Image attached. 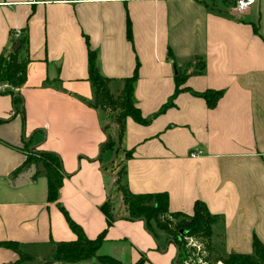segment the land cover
<instances>
[{"label":"crops","instance_id":"obj_1","mask_svg":"<svg viewBox=\"0 0 264 264\" xmlns=\"http://www.w3.org/2000/svg\"><path fill=\"white\" fill-rule=\"evenodd\" d=\"M233 5L0 0V55L24 31L19 55L28 59L18 90L23 117L14 114L12 96L0 85V264L19 257L1 245L8 242L33 256L22 264H68L53 261L56 243L77 239L60 206L87 238L105 231L97 255L122 264H181L166 234L155 229V237L143 220L120 214L107 226L100 205L121 168L132 194L166 193L171 212L191 215L195 202H204L218 217L214 254H251L254 238L264 244V0L242 12ZM89 49L113 97L138 65L132 98L146 122L127 117L114 150L106 146L116 135L109 114L88 104L94 92ZM176 76L189 90L175 93ZM209 89L221 91L211 107L198 95ZM26 145L59 156L57 201L47 200L41 164L13 174L27 158Z\"/></svg>","mask_w":264,"mask_h":264},{"label":"trees","instance_id":"obj_2","mask_svg":"<svg viewBox=\"0 0 264 264\" xmlns=\"http://www.w3.org/2000/svg\"><path fill=\"white\" fill-rule=\"evenodd\" d=\"M127 37L131 40L130 22L127 20ZM20 37L14 40L13 43L21 40V44L16 52L9 50L0 55V85L7 84L2 92H7L12 96V106L14 107V114L24 116V106L21 93L18 92L19 87L25 82L26 68L28 59L19 55L21 47L27 41V34L23 31ZM170 57L171 55L168 54ZM88 75L89 81L92 85L93 100L88 102L91 107L100 108V110L109 114L116 135L109 139L106 144L107 147L113 150L122 142L124 135V124L127 117H131L135 122L145 123L146 120L141 117L138 107L133 102V85L138 77V65H136L133 76L124 80L123 89L119 96L113 97L109 89V79L104 78L99 74L95 65L94 51H88ZM203 69V62H200L199 71ZM176 76L175 93L180 90H189L180 88V82ZM208 107L213 106L221 91L209 89L205 92L199 93ZM40 152V151H39ZM40 157L36 158L34 162L41 164L43 167V174L47 178V200L49 202L57 201L59 196V189L62 185V163L57 154L53 152H40ZM128 156L129 153H126ZM32 160L26 158L22 163V167L13 174L18 173L22 168L28 166ZM38 173V172H37ZM34 174V178L37 176ZM123 168L116 172L117 179L115 180L110 198L100 205V209L107 220V226H111L114 218L120 214L132 220H143L146 230L156 237L155 229L164 232L167 236V241L173 243L177 247L176 261L179 262V257L182 252L188 251L186 243L188 239H193L201 246L200 256L203 261L208 264H264V244L254 238L252 240L253 252L251 254L229 253V255L222 256L214 254L212 246L213 231L212 227L218 220V217L212 216L207 206L202 201H196L193 206L191 215L182 214L179 212H171L168 209V196L166 193L154 194H132L123 184ZM115 197V198H113ZM121 199L120 210L115 212V204ZM65 220L68 221L70 229L76 234L77 239L68 242H59L54 245L53 261L62 263H78L95 259L100 264H122L117 259L105 255H97L98 248L102 244L105 235L102 231L97 238L89 239L84 235L81 227L73 221L63 207H61ZM181 231L185 232L184 234ZM8 248L15 249L18 252V259L10 264H22L25 261L33 260V256L27 253L20 252L18 245L15 242H8L1 244ZM141 261L135 264H141Z\"/></svg>","mask_w":264,"mask_h":264},{"label":"rangeland","instance_id":"obj_3","mask_svg":"<svg viewBox=\"0 0 264 264\" xmlns=\"http://www.w3.org/2000/svg\"><path fill=\"white\" fill-rule=\"evenodd\" d=\"M25 150L27 152V158H29V160H32V162H34V160L36 158H39V151L33 149V148H29L27 145L25 146ZM117 179V177H116ZM121 204V201H118ZM188 248L187 253L186 252H182L181 256L179 257V262L181 264H185L186 261L189 262V264H200L199 258L196 257L195 253H196V249L193 248V246H186ZM194 250V251H193Z\"/></svg>","mask_w":264,"mask_h":264},{"label":"built area","instance_id":"obj_4","mask_svg":"<svg viewBox=\"0 0 264 264\" xmlns=\"http://www.w3.org/2000/svg\"><path fill=\"white\" fill-rule=\"evenodd\" d=\"M253 2H254V0H234V5L232 6V9L235 12H242L247 7H249ZM5 86L8 87L7 84H5ZM190 155L194 156V153H190ZM115 180H116V178L114 179V182H115ZM120 201H121V199H120ZM186 245L187 246H193V248L196 249L195 255L197 258H199L200 264H208L206 261H203L201 259V256L199 254L201 251V246L196 241H194L193 239L190 238V239H188ZM185 264H189V262L186 261Z\"/></svg>","mask_w":264,"mask_h":264},{"label":"water","instance_id":"obj_5","mask_svg":"<svg viewBox=\"0 0 264 264\" xmlns=\"http://www.w3.org/2000/svg\"><path fill=\"white\" fill-rule=\"evenodd\" d=\"M20 44H21V40H18L17 42L13 43V44L11 45V47H10L11 50H12L13 52H16V51L18 50V47L20 46ZM181 233L184 234L185 232L181 231Z\"/></svg>","mask_w":264,"mask_h":264}]
</instances>
